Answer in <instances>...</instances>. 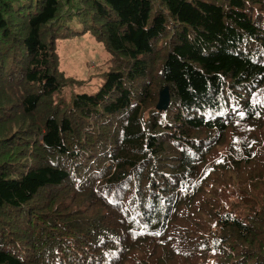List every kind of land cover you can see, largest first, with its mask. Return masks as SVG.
<instances>
[{"label":"trees","instance_id":"trees-1","mask_svg":"<svg viewBox=\"0 0 264 264\" xmlns=\"http://www.w3.org/2000/svg\"><path fill=\"white\" fill-rule=\"evenodd\" d=\"M86 34L110 68L77 92ZM10 65L0 264H264V0H0Z\"/></svg>","mask_w":264,"mask_h":264},{"label":"rangeland","instance_id":"rangeland-1","mask_svg":"<svg viewBox=\"0 0 264 264\" xmlns=\"http://www.w3.org/2000/svg\"><path fill=\"white\" fill-rule=\"evenodd\" d=\"M56 51L59 57V70L63 71L66 77L74 79L72 90L77 92L95 90L101 82L102 73L110 68V53L105 50L102 43L89 34L58 40ZM12 60H15V55L12 56ZM14 68L17 66L10 65L0 70L2 86L8 88L12 95L17 91L19 93L24 91V83L18 79V70ZM16 126L13 123L14 133L11 138L19 134V128Z\"/></svg>","mask_w":264,"mask_h":264},{"label":"water","instance_id":"water-1","mask_svg":"<svg viewBox=\"0 0 264 264\" xmlns=\"http://www.w3.org/2000/svg\"><path fill=\"white\" fill-rule=\"evenodd\" d=\"M170 99H171V95H170L169 87L166 85L159 92V100L157 102L156 109L158 111L167 110L170 105Z\"/></svg>","mask_w":264,"mask_h":264}]
</instances>
